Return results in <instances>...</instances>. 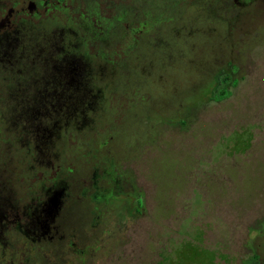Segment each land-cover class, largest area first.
<instances>
[{
    "label": "rangeland",
    "instance_id": "rangeland-1",
    "mask_svg": "<svg viewBox=\"0 0 264 264\" xmlns=\"http://www.w3.org/2000/svg\"><path fill=\"white\" fill-rule=\"evenodd\" d=\"M209 4L221 5L177 0L126 41L114 34L111 65L95 74L97 87L110 83L95 119L63 139L82 175L103 153L118 154L130 188L143 193L142 214L117 219L111 210L92 230L104 244L90 264H245L256 246L255 264L264 262V24L226 44V22L207 16ZM192 22L217 27L193 50L186 30L174 31ZM230 70L228 94L199 102ZM128 190L113 200L136 205Z\"/></svg>",
    "mask_w": 264,
    "mask_h": 264
},
{
    "label": "flooded vegetation",
    "instance_id": "flooded-vegetation-1",
    "mask_svg": "<svg viewBox=\"0 0 264 264\" xmlns=\"http://www.w3.org/2000/svg\"><path fill=\"white\" fill-rule=\"evenodd\" d=\"M162 1L0 0V264H90L104 244L92 235L104 215L142 214L143 193L130 188L118 154L103 153L85 176L70 163L63 139L73 142L95 119L110 86L97 87L95 74L111 65L113 35L126 41L137 24L150 28L177 0ZM214 1L220 7L205 11L224 18L226 44L264 24V0ZM216 28L192 22L174 31L185 29L193 50ZM140 60L145 70L149 62ZM94 87L97 94H88ZM126 190L137 207L113 200Z\"/></svg>",
    "mask_w": 264,
    "mask_h": 264
},
{
    "label": "trees",
    "instance_id": "trees-1",
    "mask_svg": "<svg viewBox=\"0 0 264 264\" xmlns=\"http://www.w3.org/2000/svg\"><path fill=\"white\" fill-rule=\"evenodd\" d=\"M225 82H214L209 85L210 93L206 96H203L199 99V102H203L206 100H213L215 98L220 99L225 97L228 94V88L232 85V83L235 82H228L232 80L231 77H228V75H225L224 77ZM198 102V103H199ZM127 204V203H125ZM128 207H131L130 204H127ZM260 250L257 246L255 247L254 253H252L248 258L245 260V264H255L260 257ZM264 264V262H263Z\"/></svg>",
    "mask_w": 264,
    "mask_h": 264
}]
</instances>
